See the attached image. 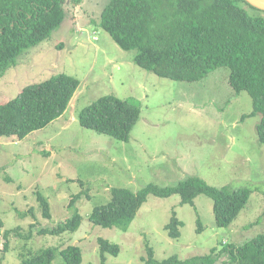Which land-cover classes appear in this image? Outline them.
Returning a JSON list of instances; mask_svg holds the SVG:
<instances>
[{
  "label": "rangeland",
  "instance_id": "obj_1",
  "mask_svg": "<svg viewBox=\"0 0 264 264\" xmlns=\"http://www.w3.org/2000/svg\"><path fill=\"white\" fill-rule=\"evenodd\" d=\"M109 1L64 0L67 16L60 28L25 50L0 76V104L61 74L80 81L62 117L22 141L0 137V218L5 223L0 258L4 231L20 227L25 235L32 233L27 243L16 233L10 237L4 264H20L25 254L50 247L58 251L52 264H64L59 252L73 245L81 249V264H145L147 244L159 262L174 255L186 261L264 234V145L257 135L261 116L241 121L253 112L251 96L234 92L226 68L189 83L138 67L136 52L121 49L100 26ZM106 96L140 107L127 141L80 125L81 112ZM191 177L217 188L247 189L250 199L227 228L216 225L214 202L206 195L195 199V207L181 205L178 195H150L126 232L89 220L94 208L111 201L115 188L135 193L149 184L172 187ZM37 191L48 199L51 219L43 218ZM30 208L35 218L18 215ZM76 213L82 217L76 231L60 236L38 233ZM174 214L183 223L176 240L165 230ZM99 238L118 245L119 255H106L104 263ZM227 260L224 255L216 264Z\"/></svg>",
  "mask_w": 264,
  "mask_h": 264
},
{
  "label": "trees",
  "instance_id": "obj_2",
  "mask_svg": "<svg viewBox=\"0 0 264 264\" xmlns=\"http://www.w3.org/2000/svg\"><path fill=\"white\" fill-rule=\"evenodd\" d=\"M248 8L256 12L250 14ZM66 16L64 0H0V76L25 50L50 38ZM99 23L121 49L136 52L134 63L138 67L158 77L192 83L205 79L218 68L229 69L230 87L237 95L247 92L253 100V112L244 115L241 121L257 114L261 116L257 135L264 145V12L243 0H110L100 14ZM79 86L77 78L61 74L24 88L14 100L0 104V137L22 141L46 128L64 115ZM140 114L135 102L106 96L86 107L79 122L83 128L127 141ZM150 195L158 198L178 195L181 205L193 207L199 195H206L214 202L216 225L221 228L229 227L250 199L247 189L217 188L191 177L172 187L149 184L135 193L115 188L111 201L94 208L89 220L95 226L126 232ZM36 199L43 218L51 219L48 199L39 191ZM73 204L72 201L70 206ZM28 213L36 217L34 208L18 215L27 218ZM81 221L82 217L76 213L58 226L38 233L60 236L76 231ZM197 222L200 231V219ZM182 226L174 214L165 230L176 240L181 236ZM3 227L0 218V229ZM14 233L26 242L32 239V233L25 236L20 227L6 230L0 264H4ZM98 242L104 263L106 255H119L118 245L102 238ZM146 248L145 264H216L224 255L228 260L222 264H264V234L220 250L213 248L208 255L186 261L174 255L159 262L149 244ZM56 251L50 247L28 253L20 264H52ZM59 253L64 264L83 261L79 246L66 247Z\"/></svg>",
  "mask_w": 264,
  "mask_h": 264
},
{
  "label": "water",
  "instance_id": "obj_3",
  "mask_svg": "<svg viewBox=\"0 0 264 264\" xmlns=\"http://www.w3.org/2000/svg\"><path fill=\"white\" fill-rule=\"evenodd\" d=\"M251 7L264 12V0H243Z\"/></svg>",
  "mask_w": 264,
  "mask_h": 264
},
{
  "label": "clouds",
  "instance_id": "obj_4",
  "mask_svg": "<svg viewBox=\"0 0 264 264\" xmlns=\"http://www.w3.org/2000/svg\"><path fill=\"white\" fill-rule=\"evenodd\" d=\"M5 224V223H4ZM5 226V225H4ZM4 228V227H3ZM9 230H13V229H9ZM5 232V231H4ZM4 234V233H3ZM13 235V234H12ZM16 235H18V234H16ZM23 235H25V234H23ZM26 236V235H25ZM29 242V241H28ZM24 243H27L26 241L24 242ZM28 254V253H27ZM26 255V254H25Z\"/></svg>",
  "mask_w": 264,
  "mask_h": 264
}]
</instances>
